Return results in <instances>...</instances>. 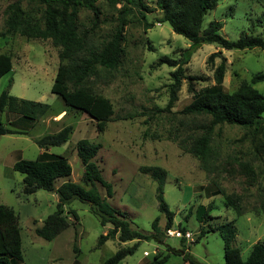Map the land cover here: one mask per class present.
I'll use <instances>...</instances> for the list:
<instances>
[{
  "label": "rangeland",
  "instance_id": "374dc122",
  "mask_svg": "<svg viewBox=\"0 0 264 264\" xmlns=\"http://www.w3.org/2000/svg\"><path fill=\"white\" fill-rule=\"evenodd\" d=\"M14 2H18L27 17L41 20L42 14L41 7L26 0H0V54L12 57L11 71L0 78V94L8 90L13 97L50 107L36 122L0 113L4 125L10 123L17 130L27 131L26 135L0 136V203L12 208L17 216L22 256L19 264H101L118 249L134 244V241L120 243L114 238L98 247V238L111 226H101L89 206L79 200L64 207L63 215L70 225L57 237L45 241L34 234V228L55 212L57 196L41 189L24 195L22 175L12 166L19 160H35L40 154L35 140L65 126L72 127L67 142L49 147L47 152L65 157L71 166L68 180L87 189L81 179L83 167L76 155V143L87 140L100 145L93 162L101 170L103 180L111 185L112 198L108 202L127 212L131 227L142 234L151 232V222L156 217L159 227L164 226L165 220L158 211L156 184L149 175L141 174L139 168L152 166L164 172L163 198L174 213L171 230L181 237L165 235L162 245L141 241L134 254L119 264H146L154 256L166 254V246L175 251L184 249V253L201 264H224L223 242L217 231L208 232L194 243L200 225L193 212L197 206L209 203L213 206L209 213L212 219L205 227L232 222L236 231L233 245L239 249L242 260H246L252 246L264 239V128L216 125L205 163L189 153L193 141L203 134L201 126L208 124L209 117L181 113L192 100L185 79L173 107L164 110L169 99L170 73L176 67L157 63L163 57L180 62L190 42L173 33L167 24L158 22L161 13L155 0H143L151 10L145 14L151 28H146L135 11L126 15L118 67L115 70L97 67L84 82L83 87L107 98L112 105L113 115L102 133L96 131L95 122L86 114L67 107L59 96L51 93L59 65V47H54L50 40L3 35L6 9ZM96 6L100 10L97 28L92 29L93 16L86 9L79 11L78 25L86 35V46L100 49L118 27L122 5L100 0ZM211 22H219L221 35L230 41H236L241 34L259 36L264 31V0H217L216 8L205 15L201 28ZM218 51L221 55L214 59L213 65H207L208 56ZM221 58L225 59L222 81L225 93L236 91L242 81L248 82L253 75H264V56L259 49L226 51L216 44H204L182 67L184 76L197 79L192 83L195 90L214 84V68ZM252 87L264 98V81ZM62 181L58 180L55 186ZM98 190L104 196V189L98 186ZM227 196L239 199L240 216L228 207ZM69 210L75 212L78 222L73 221ZM165 264L189 263L170 253Z\"/></svg>",
  "mask_w": 264,
  "mask_h": 264
},
{
  "label": "trees",
  "instance_id": "16d2710c",
  "mask_svg": "<svg viewBox=\"0 0 264 264\" xmlns=\"http://www.w3.org/2000/svg\"><path fill=\"white\" fill-rule=\"evenodd\" d=\"M42 8L41 20L27 17L21 10L18 2L10 4L6 9L4 36L19 35L27 40H50L54 47H59V65L56 70L51 93L59 96L67 107L86 114L95 122V129L102 133L105 125L113 115L110 101L100 95L91 93L83 87L84 82L92 76L97 67L105 70H115L122 58L123 29L126 25L125 17L135 11L147 29L151 28L145 19V14L151 10L143 0H101L109 5L121 4L119 24L110 40L100 49L88 48L85 33L80 32L78 13L86 9L92 13V29L97 28L100 10L96 6L100 0H26ZM155 6L160 11L159 23L167 24L173 33L182 36L190 42V46L183 53L180 62L169 60L166 57L158 61V65L166 64L176 69L170 73L171 84L169 99L165 111H169L177 101V93L181 87L182 79L188 81V91L192 94L191 102L186 105L181 113L187 116L209 117V122L202 125L203 134L195 139L189 153L205 163L211 141L212 129L216 125L239 126L243 128H264V98L253 87V84L264 81V75H253L248 82L242 81L237 90L225 93L222 81L225 73V59L221 58L214 68V84L209 87L195 90L192 83L195 77L184 76L183 65L188 63L191 54L204 44H216L221 50L244 51L254 48L259 49L264 56V31L261 35L241 34L236 41H230L220 33L221 24L211 22L206 28L201 25L205 15L214 10L217 0H155ZM221 55L220 51L210 54L206 60L207 65H213L214 59ZM11 56L0 54V78L11 71ZM11 85V81L9 86ZM49 105L20 99L9 94L8 90L0 94V113L17 115L22 120L36 122L49 112ZM9 126V127H6ZM72 131L71 126H65L57 133L47 134L35 140L39 150H43L35 160H19L12 169L22 175V192L31 195L41 189L53 192L57 196L56 210L46 217L40 226L34 228V234L45 240L51 241L70 223L63 215L64 207L72 201L79 200L89 206L90 212L98 218L101 226L110 225L111 229L97 240V246H102L106 241L116 238L120 243L134 241L129 247L118 249L111 257L101 264H119L127 256L134 254L141 241H153L159 245L164 244L167 230L173 227L174 213L169 210L163 198L165 183L164 172L158 167H141L139 172L149 177L156 184V200L158 211L163 215L165 223L159 227V217L151 222V232L142 234L131 227L128 213L112 207L108 200L112 198L111 185L106 183L101 175V170L93 162L100 145L91 144L87 140L76 143V155L83 167L82 183L68 180L71 175V166L67 159L61 155L49 154V147H58L65 144ZM27 131L17 130L9 123L4 125L0 121V136L26 135ZM58 180L61 184L55 186ZM104 189V196L98 190ZM218 194V192H217ZM226 203L240 216L241 208L239 199L227 196ZM213 210L211 203L199 205L193 212L200 225L199 234L194 243H197L208 232H218L223 242L224 264H264V239L252 246L246 260H242L240 251L233 245L236 231L232 222L205 227L207 221L212 219L209 215ZM190 212H188L189 214ZM68 214L73 221L78 218L73 210ZM187 218V215L186 217ZM35 223V222H34ZM184 233V229L180 228ZM183 241V240H181ZM167 253L154 256L146 264H165L169 254H178L184 262L201 264L195 261L184 249L175 251L166 246ZM21 256V237L14 210L0 203V264H19Z\"/></svg>",
  "mask_w": 264,
  "mask_h": 264
},
{
  "label": "built area",
  "instance_id": "2783aa9c",
  "mask_svg": "<svg viewBox=\"0 0 264 264\" xmlns=\"http://www.w3.org/2000/svg\"><path fill=\"white\" fill-rule=\"evenodd\" d=\"M166 235H168V236H174V237H178V238L181 237L179 232H176V231H173V230H167L166 231ZM143 255L144 256H147V253L144 252Z\"/></svg>",
  "mask_w": 264,
  "mask_h": 264
},
{
  "label": "crops",
  "instance_id": "0c3cea01",
  "mask_svg": "<svg viewBox=\"0 0 264 264\" xmlns=\"http://www.w3.org/2000/svg\"><path fill=\"white\" fill-rule=\"evenodd\" d=\"M41 151H43V150H40V153H41Z\"/></svg>",
  "mask_w": 264,
  "mask_h": 264
}]
</instances>
